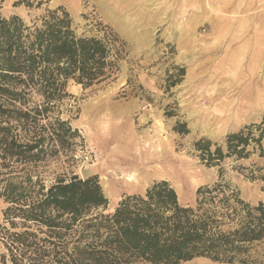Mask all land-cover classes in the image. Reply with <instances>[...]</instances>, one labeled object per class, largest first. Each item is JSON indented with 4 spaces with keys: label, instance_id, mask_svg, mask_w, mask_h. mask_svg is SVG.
<instances>
[{
    "label": "rangeland",
    "instance_id": "obj_1",
    "mask_svg": "<svg viewBox=\"0 0 264 264\" xmlns=\"http://www.w3.org/2000/svg\"><path fill=\"white\" fill-rule=\"evenodd\" d=\"M58 7L69 12L79 35H115L125 56L110 83L87 89L68 83L69 97L57 110L79 137L40 165L45 183L97 176L109 213L124 197L167 181L181 205L193 206L197 190L219 176L218 168L201 162L194 144L223 145L227 135L264 118V0H0L3 17L27 23ZM179 124L187 134L178 132ZM222 167L245 202L264 201L259 152L226 159ZM6 209L0 199L3 226ZM248 259L264 264V241ZM182 264L226 263L195 258Z\"/></svg>",
    "mask_w": 264,
    "mask_h": 264
},
{
    "label": "trees",
    "instance_id": "obj_2",
    "mask_svg": "<svg viewBox=\"0 0 264 264\" xmlns=\"http://www.w3.org/2000/svg\"><path fill=\"white\" fill-rule=\"evenodd\" d=\"M124 56L115 35H79L63 7L31 23L0 14V199L7 204L0 264H182L195 258L250 264L252 247L264 241V201L245 202L222 164L256 152L264 157V118L227 135L223 145L194 144L201 162L218 168L219 176L197 190L193 206L181 205L167 181L124 197L109 213L97 176L45 183L40 165L79 137L57 110L69 97L68 83L85 89L110 83ZM178 127L188 133L186 124Z\"/></svg>",
    "mask_w": 264,
    "mask_h": 264
},
{
    "label": "bare ground",
    "instance_id": "obj_3",
    "mask_svg": "<svg viewBox=\"0 0 264 264\" xmlns=\"http://www.w3.org/2000/svg\"><path fill=\"white\" fill-rule=\"evenodd\" d=\"M219 3H220V2H219ZM221 3H222V2H221ZM231 3H232V2H231ZM222 4H223V3H222ZM228 4H229V3H228ZM231 5H232V4H231ZM217 6H218V4H217ZM233 6H235V5H233ZM229 8H230V7H229ZM226 9H227V8H226ZM227 10H228V9H227ZM229 11H230V10H229ZM229 11H228V12H229ZM216 12H217V11H216ZM231 12H232V11H231ZM231 12H230V13H231ZM233 13H234V12H233ZM230 16H231V15H230ZM242 50H243V49H242ZM240 52H241V51H240ZM241 53H242V52H241ZM239 54H240V53H239ZM241 55H242V54H241ZM239 56H240V55H239ZM149 149H150V148H149ZM161 152H163V151H161ZM155 153H158V152H155ZM159 154H160V153H159ZM163 155H164V154H163ZM156 156H157V155H156ZM158 158H159V157H158ZM160 158H161V157H160ZM142 159H144V158H142ZM150 159H152V158H150ZM143 161H144V160H143ZM159 161H160V159H159ZM159 161H157V162H159ZM154 162H156V161H154ZM141 163H142V162H141ZM150 163H152V162L150 161ZM145 164H146V163H145ZM143 165H144V164H143ZM152 165H153V164H152ZM139 166H140V165H139ZM162 167H164V166H162ZM158 168H159V166H158ZM157 170L159 171V169H157ZM154 172L156 173V171H154ZM158 174H159V173H158ZM127 181L129 182V181H131V180L128 179Z\"/></svg>",
    "mask_w": 264,
    "mask_h": 264
}]
</instances>
